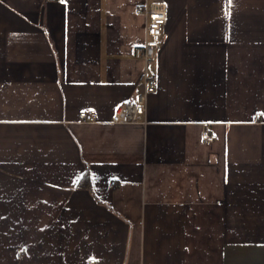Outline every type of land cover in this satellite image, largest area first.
Listing matches in <instances>:
<instances>
[{
    "label": "crops",
    "instance_id": "obj_1",
    "mask_svg": "<svg viewBox=\"0 0 264 264\" xmlns=\"http://www.w3.org/2000/svg\"><path fill=\"white\" fill-rule=\"evenodd\" d=\"M145 1L0 0V264H264V0H164L114 124Z\"/></svg>",
    "mask_w": 264,
    "mask_h": 264
},
{
    "label": "built area",
    "instance_id": "obj_2",
    "mask_svg": "<svg viewBox=\"0 0 264 264\" xmlns=\"http://www.w3.org/2000/svg\"><path fill=\"white\" fill-rule=\"evenodd\" d=\"M146 19L145 43L134 49V55L144 63L143 79L145 81L144 94L139 95L134 103H123L112 117L114 124H145L148 96L156 92L158 77L151 75L149 69L157 51L161 48L163 29L168 22V8L164 0H146L137 8ZM82 123H94L98 119L96 110H84L79 114ZM216 135L206 133L203 140L213 142ZM116 182H112L115 185ZM22 255V253L20 254ZM95 260H91L94 263Z\"/></svg>",
    "mask_w": 264,
    "mask_h": 264
},
{
    "label": "trees",
    "instance_id": "obj_3",
    "mask_svg": "<svg viewBox=\"0 0 264 264\" xmlns=\"http://www.w3.org/2000/svg\"><path fill=\"white\" fill-rule=\"evenodd\" d=\"M88 176H84L83 178H82V180H81V184H83V185H88L89 184V181H88V178H87Z\"/></svg>",
    "mask_w": 264,
    "mask_h": 264
},
{
    "label": "snow or ice",
    "instance_id": "obj_4",
    "mask_svg": "<svg viewBox=\"0 0 264 264\" xmlns=\"http://www.w3.org/2000/svg\"><path fill=\"white\" fill-rule=\"evenodd\" d=\"M229 2H230V0H229Z\"/></svg>",
    "mask_w": 264,
    "mask_h": 264
}]
</instances>
